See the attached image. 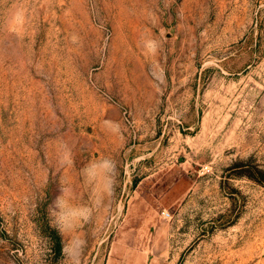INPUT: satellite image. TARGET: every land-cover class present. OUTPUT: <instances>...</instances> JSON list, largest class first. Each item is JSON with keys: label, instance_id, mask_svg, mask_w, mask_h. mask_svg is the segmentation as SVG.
Listing matches in <instances>:
<instances>
[{"label": "rangeland", "instance_id": "rangeland-1", "mask_svg": "<svg viewBox=\"0 0 264 264\" xmlns=\"http://www.w3.org/2000/svg\"><path fill=\"white\" fill-rule=\"evenodd\" d=\"M102 157L79 264H264V0H0V264H60Z\"/></svg>", "mask_w": 264, "mask_h": 264}, {"label": "clouds", "instance_id": "clouds-1", "mask_svg": "<svg viewBox=\"0 0 264 264\" xmlns=\"http://www.w3.org/2000/svg\"><path fill=\"white\" fill-rule=\"evenodd\" d=\"M118 131V126L115 129ZM60 155L58 163H69L66 158L67 145L59 144ZM85 183L90 187L91 204H73L72 189L62 185L58 194L48 205L49 222L62 238V256L60 264H79V258L73 252L79 250L82 255L86 245L85 239L79 235L78 229L90 222L94 211L103 205L106 198H110L117 184V165L110 157H102L91 162L81 170Z\"/></svg>", "mask_w": 264, "mask_h": 264}, {"label": "trees", "instance_id": "trees-1", "mask_svg": "<svg viewBox=\"0 0 264 264\" xmlns=\"http://www.w3.org/2000/svg\"><path fill=\"white\" fill-rule=\"evenodd\" d=\"M259 174L261 175V178H253L256 179L257 181H264V171H260ZM247 177H255V176H247ZM53 240V245H54V250L57 252H61V247H62V241H61V237L54 232V237L52 238Z\"/></svg>", "mask_w": 264, "mask_h": 264}]
</instances>
